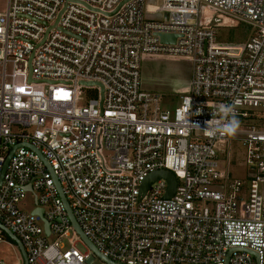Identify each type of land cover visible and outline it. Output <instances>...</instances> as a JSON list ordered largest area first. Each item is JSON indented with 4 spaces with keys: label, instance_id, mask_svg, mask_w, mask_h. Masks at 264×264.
<instances>
[{
    "label": "built area",
    "instance_id": "built-area-1",
    "mask_svg": "<svg viewBox=\"0 0 264 264\" xmlns=\"http://www.w3.org/2000/svg\"><path fill=\"white\" fill-rule=\"evenodd\" d=\"M146 1L6 0L0 12V245L9 231L27 264H106L59 192L113 264H264V0ZM225 20L252 35L220 44ZM155 55L190 64L173 110L142 88L141 60ZM220 104L235 106L234 137L204 132ZM159 171L174 195L157 180L140 198Z\"/></svg>",
    "mask_w": 264,
    "mask_h": 264
},
{
    "label": "rangeland",
    "instance_id": "rangeland-1",
    "mask_svg": "<svg viewBox=\"0 0 264 264\" xmlns=\"http://www.w3.org/2000/svg\"><path fill=\"white\" fill-rule=\"evenodd\" d=\"M5 7L6 0H0V12L4 11ZM250 30V27L243 24L232 27L225 26L217 30L218 42L220 44H241L250 36ZM140 73L142 88L158 96L161 108L173 110L179 103V93L185 90L189 80L190 64L188 59L182 56H149L141 60ZM95 98L94 94L83 92L84 101ZM229 163L235 177L243 175V149L239 143L230 145ZM224 164L225 161L219 160L218 169L223 170ZM20 208L26 212H30L34 208L31 195H27ZM6 242L0 245V262L23 264L18 246L9 239H6ZM77 249L82 253L87 252L80 244L77 245ZM93 264H100V262L94 261Z\"/></svg>",
    "mask_w": 264,
    "mask_h": 264
},
{
    "label": "water",
    "instance_id": "water-1",
    "mask_svg": "<svg viewBox=\"0 0 264 264\" xmlns=\"http://www.w3.org/2000/svg\"><path fill=\"white\" fill-rule=\"evenodd\" d=\"M123 4V3H122ZM157 37L159 38L160 42L163 43V44H173L174 41H175V36H170V35H164V34H158ZM88 86H90V84H87ZM25 147H28V145H25ZM29 148V147H28ZM16 149L13 148L12 151L10 152L9 156L7 157L6 161H5V164H4V167H3V171H2V175H1V179H2V176H3V173H4V170L6 168V165H7V162L11 156V154L13 153V151ZM157 180H164L166 182V185H167V190H166V194L165 196L163 197V199H169L171 198L173 195H174V192H175V188H176V179L174 178V176L167 172V171H159V172H155L151 175H149L145 180L144 182L142 183L141 185V188H140V198H143L149 188V186L157 181ZM56 187L57 189L59 190V186H58V183L56 182ZM59 195H60V198L62 199L63 203H64V207H65V210L67 212V216H68V219L71 223V225L73 226L74 230L76 231V233L78 234V236L80 237V239L83 241V243L99 258L101 259L103 262H105L106 264H113L111 261H109L108 259L104 258L101 256V254L93 247V245L88 241V239L82 234L80 228L78 227V225L76 224L72 214H71V211L67 205V202L65 201L63 195L59 192ZM46 230H47V227H46ZM4 232L6 233L7 237L13 241L17 246H18V249L21 253V257L23 259V264H27V261H26V255L24 253V250L20 244V242L7 230H4Z\"/></svg>",
    "mask_w": 264,
    "mask_h": 264
},
{
    "label": "clouds",
    "instance_id": "clouds-1",
    "mask_svg": "<svg viewBox=\"0 0 264 264\" xmlns=\"http://www.w3.org/2000/svg\"><path fill=\"white\" fill-rule=\"evenodd\" d=\"M212 113L213 118L207 122L204 130L206 135L214 137L219 134L224 137H234L237 134L240 120L237 118L234 105L220 104ZM199 114V112L196 113V115Z\"/></svg>",
    "mask_w": 264,
    "mask_h": 264
},
{
    "label": "crops",
    "instance_id": "crops-1",
    "mask_svg": "<svg viewBox=\"0 0 264 264\" xmlns=\"http://www.w3.org/2000/svg\"><path fill=\"white\" fill-rule=\"evenodd\" d=\"M162 2V0H147L146 1V3H147V6H148V8L150 9V7L151 6H159L160 4H161V2ZM149 17L150 18H155V19H157L158 18V15H155V16H153V15H149ZM224 23H225V25L227 26V27H232V26H236V25H231L228 21H224ZM252 29L250 30V36L252 35ZM250 36H248L247 38H246V40L250 37ZM245 40V41H246ZM244 41V42H245Z\"/></svg>",
    "mask_w": 264,
    "mask_h": 264
}]
</instances>
